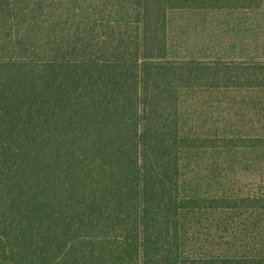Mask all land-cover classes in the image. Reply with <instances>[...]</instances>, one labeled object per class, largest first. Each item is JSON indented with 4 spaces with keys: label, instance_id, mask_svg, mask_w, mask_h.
Wrapping results in <instances>:
<instances>
[{
    "label": "trees",
    "instance_id": "16d2710c",
    "mask_svg": "<svg viewBox=\"0 0 264 264\" xmlns=\"http://www.w3.org/2000/svg\"><path fill=\"white\" fill-rule=\"evenodd\" d=\"M181 11L257 13L259 50L175 56ZM205 92H264V0H0V264H264L256 240L187 247L190 215L264 219V174L184 189L187 154L264 155V134L185 133L183 99Z\"/></svg>",
    "mask_w": 264,
    "mask_h": 264
},
{
    "label": "rangeland",
    "instance_id": "374dc122",
    "mask_svg": "<svg viewBox=\"0 0 264 264\" xmlns=\"http://www.w3.org/2000/svg\"><path fill=\"white\" fill-rule=\"evenodd\" d=\"M259 19V14L250 12L173 13L168 26L169 50L182 58L255 53L261 44ZM182 113L185 133L190 135L264 134L253 132L264 129V92L190 93L183 99ZM182 172L184 189L193 196L220 195L227 190L243 192L260 184L264 155L241 150L190 153L183 158ZM218 218L220 226H216ZM227 219L231 220L228 228ZM241 220L232 214L190 215L183 228L187 247L209 254L217 250L219 238L238 247L256 240L264 247V219L254 225H239Z\"/></svg>",
    "mask_w": 264,
    "mask_h": 264
}]
</instances>
